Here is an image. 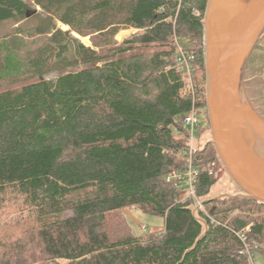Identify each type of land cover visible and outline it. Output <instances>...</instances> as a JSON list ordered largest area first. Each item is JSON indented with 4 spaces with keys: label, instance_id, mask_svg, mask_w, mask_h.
<instances>
[{
    "label": "trees",
    "instance_id": "16d2710c",
    "mask_svg": "<svg viewBox=\"0 0 264 264\" xmlns=\"http://www.w3.org/2000/svg\"><path fill=\"white\" fill-rule=\"evenodd\" d=\"M207 3L0 0V213H27L0 214V264H251L247 248L264 264V204L204 202L219 182L209 138L192 157L202 208L168 181L188 168L194 105L210 131ZM173 34L189 39L195 98L180 96ZM129 206L163 227L134 235Z\"/></svg>",
    "mask_w": 264,
    "mask_h": 264
},
{
    "label": "water",
    "instance_id": "95a60500",
    "mask_svg": "<svg viewBox=\"0 0 264 264\" xmlns=\"http://www.w3.org/2000/svg\"><path fill=\"white\" fill-rule=\"evenodd\" d=\"M217 3L218 0H208L202 22L205 101L211 136L203 149L208 145L214 147L220 166L238 191L237 193L224 192L204 202L230 198L253 200L264 204V114L250 95L245 79L251 56L257 45L264 40V17L231 74L234 101L237 102L244 119L228 123L216 121L223 117V104L220 99L224 87L223 66L221 62L219 64L221 53L217 49L213 35L214 25L212 26L214 6ZM215 17L217 19V16ZM203 203L199 201L196 206ZM194 210L196 211V207Z\"/></svg>",
    "mask_w": 264,
    "mask_h": 264
},
{
    "label": "bare ground",
    "instance_id": "6f19581e",
    "mask_svg": "<svg viewBox=\"0 0 264 264\" xmlns=\"http://www.w3.org/2000/svg\"><path fill=\"white\" fill-rule=\"evenodd\" d=\"M263 17L264 0H218L214 6L213 35L221 53L219 64L221 62L224 73V87L220 99L223 104V117L216 121L228 123L244 119L237 102L234 101L231 74Z\"/></svg>",
    "mask_w": 264,
    "mask_h": 264
},
{
    "label": "rangeland",
    "instance_id": "374dc122",
    "mask_svg": "<svg viewBox=\"0 0 264 264\" xmlns=\"http://www.w3.org/2000/svg\"><path fill=\"white\" fill-rule=\"evenodd\" d=\"M122 31H120L121 33L116 37L118 42H122L137 32L135 29H126ZM82 41L87 46H90V41L88 38L82 39ZM55 76L56 75L50 76V78ZM245 79L247 81V88L250 95L253 97L259 110L264 114V40L257 45L251 56ZM203 126H205V122ZM194 135L196 144L198 146L204 144L206 139L211 138L210 131L207 133V136L199 135L198 127L195 129ZM218 180L219 182L212 190V196L220 195L224 192L237 193V187L227 175L220 177ZM9 205H11L10 208L1 211L0 214H27L25 212V208L18 206V203L14 202L10 203ZM124 213L126 219L133 229L134 235L137 236H144L147 233L160 229L164 225V219L162 217L143 213L135 206L126 207L124 209ZM58 264H67V262L59 260ZM256 264H262V260L259 256H256Z\"/></svg>",
    "mask_w": 264,
    "mask_h": 264
},
{
    "label": "built area",
    "instance_id": "2783aa9c",
    "mask_svg": "<svg viewBox=\"0 0 264 264\" xmlns=\"http://www.w3.org/2000/svg\"><path fill=\"white\" fill-rule=\"evenodd\" d=\"M196 15L197 11H194ZM172 42L176 44L177 53H176V69L184 74V82L183 86L180 90V96L182 98L193 96L195 98V85H194V74H195V57L191 53L186 50L185 44L189 43V39L187 38H180L176 34H173L170 38ZM183 122L185 126L189 129V137H188V150L186 152L188 156V168L184 173L175 172L171 169V175L168 177V181H175V185L178 187L182 186L184 192L181 195V200H190L193 199L197 202L199 200L196 198L195 189H194V182L198 175V172L192 166V157L194 151L199 147L196 144L194 138V132L196 127H198L199 131L204 124V119L202 115L198 112L196 105L188 112L186 115L183 116ZM210 174L215 176L216 178H220L222 176H226L225 172L223 171L222 167L218 162H212L210 164ZM202 208V204L196 206V210ZM250 226L246 227L245 230H249ZM238 236L245 241L244 239V232H239ZM246 254L248 255L251 264H256L255 257L250 253V250L246 249Z\"/></svg>",
    "mask_w": 264,
    "mask_h": 264
}]
</instances>
